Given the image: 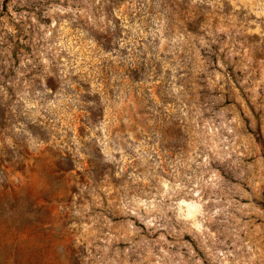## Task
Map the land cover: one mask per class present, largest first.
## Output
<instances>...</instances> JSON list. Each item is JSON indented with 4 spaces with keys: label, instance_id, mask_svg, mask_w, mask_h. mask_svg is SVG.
I'll return each mask as SVG.
<instances>
[{
    "label": "rangeland",
    "instance_id": "rangeland-1",
    "mask_svg": "<svg viewBox=\"0 0 264 264\" xmlns=\"http://www.w3.org/2000/svg\"><path fill=\"white\" fill-rule=\"evenodd\" d=\"M259 4L264 0H0V133L23 120L34 134L45 139L54 134L51 128L33 123L22 114L26 110L17 94V78H24V60H31L44 43L39 41L42 33L38 25H45L53 30L50 39L65 36L78 50L76 59L82 71L73 80L75 90L83 91L82 116L75 134H83L90 113L89 126L102 117V96L125 110L123 120L131 118L133 131L138 126L146 133H136V140L115 136L110 144L114 160H107L95 141L86 142L90 158L84 167L65 173L68 179L61 196L70 207L75 203L72 210L80 212L77 222L86 231L97 228L99 234V228H103L111 229L113 236L134 234L144 225L115 209L126 186L144 188L133 184V175L154 170L167 179L165 169L182 170L195 155L179 137L167 140L166 133L180 124L177 111L167 115L160 111V107L167 111L168 105L179 103L167 95L174 74L176 86H183L188 93L185 102L197 104L203 120L197 116L196 123L201 129L207 125L210 134L216 133L218 121L232 129L229 140L236 153L229 159L234 172L223 166L216 171L240 193L234 199L246 211L243 215L234 213L235 220L250 230H264V193L253 197L238 175L243 172L247 176L258 160H264V16L258 15ZM59 8L72 11L54 10ZM158 21L161 35L153 39L146 34L155 31ZM177 37L189 43L178 42L170 51L169 42ZM201 39L205 46L200 45ZM196 49L200 60L196 59ZM61 55L67 56V51ZM53 70L58 72L55 64ZM59 83L57 77L47 79L53 91ZM192 85L197 86L195 92ZM37 87L43 88L39 78L34 82V89ZM89 100H95L97 106L89 105ZM113 115L120 128L127 127L111 105L104 109L103 119ZM157 116L161 122L150 126L148 121L155 122ZM153 127L160 137L154 135ZM14 135L15 147H0V264H45L43 225L63 217L53 215L51 199L33 184L12 178L18 171L25 173L21 157L27 151L26 134ZM141 140L145 145L141 152L151 154L147 163L135 151ZM115 148L123 151H113ZM179 243L199 252L189 235ZM120 246H125L123 241Z\"/></svg>",
    "mask_w": 264,
    "mask_h": 264
},
{
    "label": "clouds",
    "instance_id": "clouds-1",
    "mask_svg": "<svg viewBox=\"0 0 264 264\" xmlns=\"http://www.w3.org/2000/svg\"><path fill=\"white\" fill-rule=\"evenodd\" d=\"M257 7L260 9L258 15L264 16V4ZM54 10L72 11L71 8ZM161 26V22L158 21L155 31L146 35L156 39L161 35ZM38 28L42 33L39 41L44 43L35 51L31 60L27 58L24 60L25 67L21 74L24 78H17L19 81L17 94L26 110L22 114L33 123L38 121L51 128L54 134L51 133L50 138L45 139L39 134H34L25 121L18 120L10 129L0 133V147L5 144L15 147L14 134L21 132L26 134L27 151L21 157L26 166L25 173L21 174L18 171L12 178L33 184L45 197L51 199L55 206L53 215L63 217L43 225L45 264H264V230H250L235 220L234 213L243 215L246 211L235 202L234 198L240 193L216 171L223 166L234 172L233 161L229 159V155L236 153L229 140L232 129L221 121H218L216 133L210 134L207 125L201 129L196 123L197 116L203 120L197 104L185 102L188 93L183 86H176L175 74L167 95L175 97L179 103L168 105L167 111L160 107L158 101L156 106L160 107L164 115L171 111L179 113L177 118L180 124L166 133L167 140L179 137L193 149L195 155L185 163L182 170L175 167L171 171L165 169L167 179L154 170L133 175V184L143 185L144 188L137 190L126 186L123 196L115 204V209L126 214L129 220L133 222L138 220L144 225L136 228L134 234L113 236L111 229L104 231L103 228H99L97 234V228L86 231L83 224L77 222L80 212L72 210L75 203L70 207L62 198L61 192L66 189L68 177L65 173L72 168L81 170L85 161L90 158V153L85 150L86 142L95 141L97 145L102 146L107 160H114L110 144L115 136L136 140V133L142 135L146 133L138 126L133 131L134 122L131 118L123 120L127 114L125 110L116 102L102 96L100 98V105L103 106L102 117L89 126L92 115L90 113L86 116L89 123L85 124L83 134L76 135L75 125L82 116L80 95L83 91L75 90L76 82L73 80V77L82 71L76 59L78 50L65 36L55 41L50 39L53 37L51 28L45 25H38ZM181 41L183 44L189 43L183 37H177L176 40L169 42L171 45L169 50L171 51ZM199 43L201 46L206 45L203 39ZM65 51L67 56L61 55ZM195 56L200 60L199 49H196ZM54 64L58 72L53 70ZM173 71L175 73V69ZM49 76L57 77L60 82L56 91L47 85ZM37 78L43 85L42 89L38 87L34 89ZM196 87L192 85L193 92ZM69 89L75 91L69 93ZM89 105L97 106L95 100H89ZM109 105L121 116V120L127 125L126 128L119 127L115 115L108 120L103 119L104 109ZM153 112L155 113V108ZM160 122L157 116L155 122L150 120L148 124L153 126L154 123ZM69 129L72 130L71 135ZM152 131L156 137H160V132L155 127ZM144 147V141H138L135 151L140 153L139 159L147 163V160L151 159V154L141 152ZM112 150L123 151L120 148ZM221 152L224 154L221 155ZM238 175L241 181L247 184L253 197L264 193V160H258L255 170L247 176L243 172ZM243 195L246 196L248 193ZM132 217L135 220L131 219ZM95 223L93 220L94 225ZM184 235L192 237L199 252H194L191 245L179 243ZM121 241L124 247L120 246Z\"/></svg>",
    "mask_w": 264,
    "mask_h": 264
}]
</instances>
